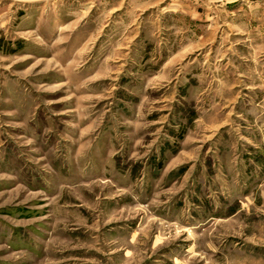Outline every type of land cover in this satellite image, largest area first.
<instances>
[{"label":"rangeland","instance_id":"obj_1","mask_svg":"<svg viewBox=\"0 0 264 264\" xmlns=\"http://www.w3.org/2000/svg\"><path fill=\"white\" fill-rule=\"evenodd\" d=\"M124 1L0 0V264H264V0Z\"/></svg>","mask_w":264,"mask_h":264},{"label":"crops","instance_id":"obj_2","mask_svg":"<svg viewBox=\"0 0 264 264\" xmlns=\"http://www.w3.org/2000/svg\"><path fill=\"white\" fill-rule=\"evenodd\" d=\"M125 1H126V5H128L126 13H130V12L131 14L133 13L134 14L132 16V18H134L133 20L138 21L139 15L142 14L144 10L148 9L151 6H154L158 0H134V2L133 0H125ZM114 9H115L114 11H116L119 8L116 7ZM163 65H165V63L162 64V66Z\"/></svg>","mask_w":264,"mask_h":264}]
</instances>
